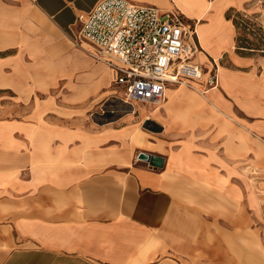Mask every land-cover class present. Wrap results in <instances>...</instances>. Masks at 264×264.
<instances>
[{
	"label": "crops",
	"instance_id": "obj_1",
	"mask_svg": "<svg viewBox=\"0 0 264 264\" xmlns=\"http://www.w3.org/2000/svg\"><path fill=\"white\" fill-rule=\"evenodd\" d=\"M131 1L178 7L197 30L206 12L217 11L221 29L205 39L214 51L223 43L221 59L236 46L238 30L226 16L230 0H213L205 13L199 0ZM96 2L0 0V36L10 41V29L28 12L40 22L33 27L48 36L44 54H57L72 48L78 16ZM3 16L12 18L10 27L1 25ZM210 23L203 21L205 32ZM202 48L200 62L216 59ZM89 58L66 54L67 76L54 77L60 87L32 106L8 99L10 90L0 87V264H216L214 242L237 237L243 207L235 185L216 183L222 176L215 171L213 146L222 139L237 144L239 134L245 142L264 141L262 61L235 53L232 65L220 70L219 86L205 94L170 88L168 110L195 115L189 124L172 126L158 119L169 121L168 111L161 106L155 117L149 103L141 114L119 115V124L93 119L97 106L102 116L114 107L108 102L119 103L117 112L126 102L116 86L110 89L113 70ZM196 83L205 86L204 80ZM153 118L168 129L166 137L144 127ZM141 152L160 157L161 166L140 159Z\"/></svg>",
	"mask_w": 264,
	"mask_h": 264
},
{
	"label": "rangeland",
	"instance_id": "obj_2",
	"mask_svg": "<svg viewBox=\"0 0 264 264\" xmlns=\"http://www.w3.org/2000/svg\"><path fill=\"white\" fill-rule=\"evenodd\" d=\"M199 1H202L203 5L205 3V13L212 0ZM21 4L20 1L15 2L13 5L16 7ZM228 4L226 16L232 19L234 23L236 22L235 26L238 30L236 46L223 55L222 59L218 58L220 50L225 46L222 43L214 51L211 48V43L205 39V33L209 35L215 34L216 36L221 29L220 25L223 22V16H220L217 11H213L215 15L212 16V11H210L206 12L205 17L199 19L198 24L203 47L211 52L214 51L220 70H223L222 66L232 65L231 56L235 53L239 55L245 53L256 55L263 64L260 68L264 69V0H230L226 3L227 6ZM29 15L27 12L26 17L21 18L16 25L14 24L13 30L10 29V41H4L3 37L0 36V87H7L10 90L8 94L12 98L8 97V99L24 100L25 104L32 106L43 98L42 95L50 94V90L60 87L58 82L54 81V77L55 74L67 76L64 71L69 66V63L63 61L66 54L75 51L88 56V58L91 55L84 48L75 45L71 41L72 48L68 50H63L53 55L44 54V50L49 53L48 43H46L48 36L47 34L43 36L42 32L33 27L34 24H39L40 22L38 23L37 17H32L31 15V18H29ZM206 18L211 20L208 25V28L211 29L208 32H205L202 29L203 26H201ZM11 20L12 18L3 16L1 25L8 28L11 25ZM13 21H17V19ZM44 29L47 31V28ZM239 37L248 38L250 42L248 45L252 48L248 50L239 48L238 45L242 42ZM201 53L203 52H197L194 59L196 63L201 64L204 73L202 80H205L212 74L211 70L216 64L213 58L206 59V62H200L198 55ZM90 60L97 63L92 59ZM189 83L170 84L165 95L170 94V88L192 89L195 91L201 89L196 81ZM110 89H115L113 82L110 84ZM108 104L114 106L111 107L110 112H103L101 116V113L98 112H102L103 107L97 106L90 116L95 117L98 115L99 118L96 119L101 122L119 124L117 121L119 115L124 116L134 111L133 106L128 103H122L125 107L122 110L118 109L119 113L115 111L116 105L119 104L117 101H110ZM143 105L141 102L135 103V112L139 110V114H141ZM161 106L168 111L171 119L169 121H164L163 118L158 119L172 126L173 124L176 125L180 120L186 122L184 124H189V120L193 118L192 116H195L193 112H187L186 109L173 108L172 111H169V105L165 104L164 98L160 105H154L155 117L162 113L160 111ZM147 109H150L149 105H147ZM17 113L20 115V112L17 111ZM18 114L14 113V117L19 116ZM144 127L153 132H158L156 134L158 136H167L168 129L155 118L147 120L144 123ZM172 136L173 134L169 135V137ZM226 141L227 139H222L220 144L213 146L217 152L213 161L216 167L215 171L222 176V181L216 183L218 185H235L237 188L235 199L241 203L243 209L242 213L239 214L237 237L235 238L233 235L225 237V235L222 236L221 240L214 242L217 251L215 256L216 264H264V141L254 139L253 142L249 140L245 142V139L240 134L237 138V144H229ZM222 195L223 199H228L225 197L226 194ZM244 203L251 206L248 209L250 214H247ZM245 228H248L247 234L245 233ZM199 259L200 257H198ZM197 264L202 263L198 262Z\"/></svg>",
	"mask_w": 264,
	"mask_h": 264
},
{
	"label": "built area",
	"instance_id": "obj_3",
	"mask_svg": "<svg viewBox=\"0 0 264 264\" xmlns=\"http://www.w3.org/2000/svg\"><path fill=\"white\" fill-rule=\"evenodd\" d=\"M78 22L72 42L113 70L114 86L134 111L137 102L163 101L170 84L203 79V68L194 59L203 49L197 22L178 7L162 10L131 0H97ZM214 62L200 89L204 94L219 86V64Z\"/></svg>",
	"mask_w": 264,
	"mask_h": 264
},
{
	"label": "water",
	"instance_id": "obj_4",
	"mask_svg": "<svg viewBox=\"0 0 264 264\" xmlns=\"http://www.w3.org/2000/svg\"><path fill=\"white\" fill-rule=\"evenodd\" d=\"M139 158L142 160H145L149 162L151 165L155 167H160L161 166V158L158 156H155L153 154L147 153V152H141L139 154Z\"/></svg>",
	"mask_w": 264,
	"mask_h": 264
},
{
	"label": "trees",
	"instance_id": "obj_5",
	"mask_svg": "<svg viewBox=\"0 0 264 264\" xmlns=\"http://www.w3.org/2000/svg\"><path fill=\"white\" fill-rule=\"evenodd\" d=\"M235 23H236V22H235ZM239 39L242 40L241 44L238 45L239 48H241V49H245V50H248V49L252 48V47H250V46L248 45V44L250 43L249 40H248V38H246V37H242V38H240V37H239Z\"/></svg>",
	"mask_w": 264,
	"mask_h": 264
},
{
	"label": "bare ground",
	"instance_id": "obj_6",
	"mask_svg": "<svg viewBox=\"0 0 264 264\" xmlns=\"http://www.w3.org/2000/svg\"><path fill=\"white\" fill-rule=\"evenodd\" d=\"M212 1H213V0H212ZM167 89H168V88H167ZM167 89H166V90H167ZM165 93H166V91H165ZM161 103H162V101L157 102L156 105H160ZM134 112H135V111H134Z\"/></svg>",
	"mask_w": 264,
	"mask_h": 264
}]
</instances>
